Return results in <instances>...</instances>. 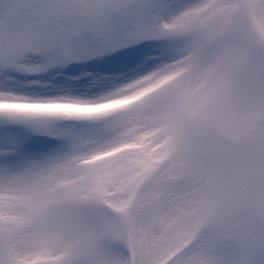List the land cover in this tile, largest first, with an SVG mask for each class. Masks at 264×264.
Segmentation results:
<instances>
[{"label":"snow or ice","instance_id":"6c2138e0","mask_svg":"<svg viewBox=\"0 0 264 264\" xmlns=\"http://www.w3.org/2000/svg\"><path fill=\"white\" fill-rule=\"evenodd\" d=\"M0 264H264V0H0Z\"/></svg>","mask_w":264,"mask_h":264}]
</instances>
